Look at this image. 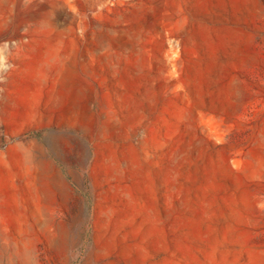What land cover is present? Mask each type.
<instances>
[{"label":"rangeland","instance_id":"rangeland-1","mask_svg":"<svg viewBox=\"0 0 264 264\" xmlns=\"http://www.w3.org/2000/svg\"><path fill=\"white\" fill-rule=\"evenodd\" d=\"M0 264H264V0H0Z\"/></svg>","mask_w":264,"mask_h":264}]
</instances>
